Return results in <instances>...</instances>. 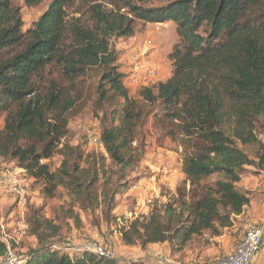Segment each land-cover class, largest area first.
I'll return each mask as SVG.
<instances>
[{"label": "trees", "instance_id": "obj_1", "mask_svg": "<svg viewBox=\"0 0 264 264\" xmlns=\"http://www.w3.org/2000/svg\"><path fill=\"white\" fill-rule=\"evenodd\" d=\"M153 1H112L115 10L92 5L90 21L83 24L69 19L76 0H53L24 32L21 9L14 0H0V114H6L0 158L17 161L29 177L43 181L46 197L63 188L81 211L102 208L109 220L115 191L108 185L107 158L89 160L79 147L64 141L69 121L81 107L83 88L93 81L97 108H109L101 146L126 175L143 160L142 126L154 108L157 122L183 148L189 197L155 206L146 217L123 219L119 232L125 246L168 244L173 253L182 254L196 238L207 233L217 238L233 227L251 204V193L239 187L246 168L264 172V0L138 5ZM42 2L25 0L29 7ZM136 21L175 23L179 43L170 55L171 77L143 86L132 97L111 40L133 37ZM245 147L254 150V157ZM55 155L62 162L52 172L43 162ZM215 175L222 178L212 186L203 184ZM32 214V235L43 247L25 264H116L91 252L72 256L46 247L62 227L38 212ZM7 250L0 244V256Z\"/></svg>", "mask_w": 264, "mask_h": 264}, {"label": "rangeland", "instance_id": "obj_2", "mask_svg": "<svg viewBox=\"0 0 264 264\" xmlns=\"http://www.w3.org/2000/svg\"><path fill=\"white\" fill-rule=\"evenodd\" d=\"M53 0H43V2L34 7L26 5L25 0H14V6L21 9V15L24 21V32H28L38 19L48 10ZM122 4V0H76L75 6L68 10L69 19L79 20L81 23L90 21L89 9L93 5L100 4L104 8L114 9L111 2ZM165 0H155L153 2L139 3L138 5L146 8H158L166 5ZM125 13V10L122 11ZM136 33L131 38L111 40L113 48L116 49L119 56V69L125 75L124 84L132 97H137L138 91L143 88L134 82L136 64H152L157 69L158 61L166 63L168 73L171 71L170 55L174 47L179 43L177 25L173 22L166 24H145L140 21L135 22ZM160 55V57H159ZM159 57V59H158ZM168 61V62H167ZM172 65V64H171ZM164 66V67H165ZM142 72V70H139ZM140 74V73H139ZM134 77V78H133ZM166 79L160 75L159 81ZM155 82V84L159 83ZM93 86L94 82H91ZM91 83L83 88L84 96L75 114L72 115L67 128V136L64 141L72 147H79L84 157L91 160L93 157L104 155L107 159V165L110 167L108 185L110 192L115 191L114 202L110 211L109 220L106 218L102 208L95 211H81L78 206L72 204L63 188H59L54 197H46L43 194L44 182L29 177L19 166L17 161L3 160L0 158V173L3 171H12L15 177L5 186L0 185V244H4L13 252L16 261L14 264H25L27 260L41 249L38 238L32 235L33 214L38 212L40 215L53 220L62 227V232L55 240L46 243V247L59 252H68L72 256L83 254L84 252L95 253V249L107 248L113 252L112 260L116 264H124L129 261L142 264H158L162 259V264H180V263H202L196 257L190 259L191 254L200 246L203 248L215 249L210 262L225 255L222 246L223 242H212L215 237L206 234L198 237L192 243L189 250L182 254L173 253L167 244L156 246L155 248H143L140 245L126 247L120 237V227H123V219H135L139 216H148L155 206L165 205L180 201H187L191 186L185 181L182 173L183 148L173 138L168 136V130L163 128L158 122V111L150 108L152 111L148 120L142 126V137L144 139V152L142 162L134 172L122 175L120 167L115 165L106 154L99 142L92 143L91 137L100 138L105 123L104 116L108 114L107 110L98 109L95 102ZM152 84V85H155ZM85 98V99H84ZM6 114H0V132L4 129ZM264 141V132L261 133ZM133 147H137L136 142ZM247 153L254 157V150L243 148ZM62 158L55 155L51 160L44 161L49 165L52 172L57 171L61 166ZM84 166H86L84 164ZM244 178H259V185L264 182V172L255 174L256 169L246 168ZM262 177H259L261 176ZM222 178L215 175L204 180V185H214ZM18 182L20 190H23V196H16L11 193V184ZM15 183V184H16ZM102 185H98V194L102 193ZM256 192L250 195L253 202H261L264 199V190L259 186ZM263 190V191H262ZM185 192V194H184ZM251 208V206H250ZM71 210L75 213L71 217ZM257 215L263 214L257 211ZM79 219L76 220V215ZM264 223L260 220L256 225ZM255 226V225H254ZM240 225L238 229H240ZM246 233V232H245ZM209 235V236H208ZM264 243V242H263ZM45 247V246H44ZM166 250V251H165ZM261 251V249H260ZM258 252V254L260 253ZM6 252L0 256V264H11L7 259ZM147 257V258H145ZM27 259V260H26Z\"/></svg>", "mask_w": 264, "mask_h": 264}, {"label": "built area", "instance_id": "obj_3", "mask_svg": "<svg viewBox=\"0 0 264 264\" xmlns=\"http://www.w3.org/2000/svg\"><path fill=\"white\" fill-rule=\"evenodd\" d=\"M136 73L134 78V82L136 85L141 86H148L151 83H155L158 81L160 77L159 69H157L152 64H136ZM139 70H142L140 72ZM140 73V74H139ZM92 143L99 142L102 144V141L100 138L91 137L90 139ZM12 177H15L14 173L12 171H3L0 173V185L5 186L6 184L11 183ZM14 184H11V193L16 196H23V190H20L18 186V182ZM264 241V223L251 226L247 229L246 233L244 234L242 240L226 255L223 257L217 258L216 260L212 261L208 264H252L254 258L257 256L258 252L262 248ZM97 256L113 259V252L111 249L107 248H97L94 251ZM7 259L10 261L11 264H14L16 261V258L13 255V252L10 248L7 250ZM188 264H197V263H188Z\"/></svg>", "mask_w": 264, "mask_h": 264}, {"label": "crops", "instance_id": "obj_4", "mask_svg": "<svg viewBox=\"0 0 264 264\" xmlns=\"http://www.w3.org/2000/svg\"><path fill=\"white\" fill-rule=\"evenodd\" d=\"M159 57H160V55H159ZM159 57H158V59H159ZM165 64L162 63L160 60L158 61V66L160 68V75L163 76L164 78H166V79H162L160 81L158 80L159 82L167 81L172 75V68H171V71L168 73V69L166 68ZM171 64L172 63L170 62V67H172ZM259 177H262V175ZM259 182H260V179L256 178V177L253 178L252 180L248 179V178H243L241 180V182L239 183V187L245 191H249L250 193L256 192V190H258V188H260L259 186H262L263 190H264V182H262L260 185H259ZM250 206H251V208H250ZM250 206H248L245 209V211L242 215L236 217L237 222L235 223V225L233 227L226 228L220 237H217V238L211 240L212 242H223L222 249H223L225 255L227 253H229L242 240L245 232L247 231V229L249 227L256 225L260 220H264V199L261 202H258L257 200H255V202H253L251 199ZM257 211H261V212H263V214L257 215V213H258ZM239 225L241 227L240 229H238ZM164 245L165 244H163V245H151L150 247L155 248L156 246H164ZM167 246H169V245L167 244ZM126 247H128V246H126ZM169 249H170V246H169ZM187 250L190 251L189 248ZM216 253H215V249L213 247L203 248L201 246L199 248H197L195 250V252H188V254H191L190 259H192L193 257H196L199 261H202V263H211L212 261L210 262V260L214 255H216ZM145 258H147V257H145ZM129 262H132V261H129ZM140 263H142V262H140ZM188 263H190V262H186L184 264H188ZM158 264H162V259H160L158 261ZM180 264H183V263H180ZM252 264H264V243L262 245L260 253L257 254V256L254 258Z\"/></svg>", "mask_w": 264, "mask_h": 264}]
</instances>
